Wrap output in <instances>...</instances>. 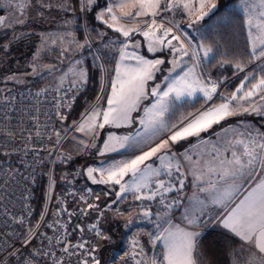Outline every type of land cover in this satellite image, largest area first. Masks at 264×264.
<instances>
[{"label": "built area", "instance_id": "1", "mask_svg": "<svg viewBox=\"0 0 264 264\" xmlns=\"http://www.w3.org/2000/svg\"><path fill=\"white\" fill-rule=\"evenodd\" d=\"M84 89L80 82H68L0 92V264H95L93 257L100 263L104 210L120 215L136 210L175 220L187 203L188 188L174 182L160 187L158 181L144 191L151 199L103 203L102 192L80 181L83 157L64 159L55 169L60 146L43 173L52 140ZM43 174L44 202L35 218ZM90 212L97 215L88 220Z\"/></svg>", "mask_w": 264, "mask_h": 264}, {"label": "trees", "instance_id": "2", "mask_svg": "<svg viewBox=\"0 0 264 264\" xmlns=\"http://www.w3.org/2000/svg\"><path fill=\"white\" fill-rule=\"evenodd\" d=\"M102 1L104 0H97L90 7L88 4L83 7L82 0H61L60 10L54 7L51 11L55 12L56 10L55 16L58 15L60 20L61 17L65 20L64 23L57 24L58 27H56L63 31L62 37L57 36V33L48 37V40L41 37V34L49 29L43 21L45 16L42 17V14L45 13L46 17H49L50 9H46L40 3L33 4V12H30L28 18L25 19V24L19 23L13 27L9 22L0 23V74L8 77L6 81L0 79V92L23 86L37 88L56 84L59 77L67 72V67L78 58L81 45L84 47L80 61L85 67L83 77L85 89L76 99L67 117L61 122V129L72 126L97 100L105 76L107 79L113 73L118 56V45L123 41L119 42L120 40L114 39V37H118L117 32L103 20L97 19L100 6L104 3ZM236 2L237 0H217V8L202 21L199 38L202 43L211 47L212 57L201 65V71L208 73L216 81H221L222 76H226L227 79L232 77L240 68H246L248 72L257 69L254 66L255 59L251 50L246 15L236 6ZM83 20L90 32L92 45L88 44V40H86ZM23 30L26 34H21ZM69 39H73L72 45L69 48H64L65 42ZM38 44L39 47L44 45L46 49L44 46L38 47V54L35 57V47L37 48ZM94 46L102 53L101 58L94 51ZM259 70L261 69L256 71ZM261 73L264 74V70H261ZM253 80L256 81V79ZM4 84H7L5 90ZM107 84H105L101 98L102 105L108 94ZM231 86L227 88L226 93L232 91ZM205 105V100L200 97L194 100H185L171 109L168 115L169 121L171 124H177L198 112ZM262 119L264 121V117ZM229 120L230 118H226L215 127L222 126ZM260 123H263L262 127H264V122ZM58 154L59 152L54 162L55 169L60 166L62 161L58 158ZM91 154L83 155V158L79 159L80 181L82 184L102 192L103 203H115L118 185L92 182L86 175L87 165L97 158V154L93 152ZM85 157L95 158L87 159ZM78 158L80 156L73 159ZM83 160L84 163L81 165ZM48 165L49 159L43 165V173ZM44 191L45 176L43 174L39 191L35 197V218L43 206ZM96 215V213L90 212L88 220ZM100 217L105 236L100 241L101 261L99 264H110L113 259H119L120 254L128 250L134 227L129 226L125 215H120L115 211L104 210ZM198 239L200 241V264H244L246 260V250L242 246V242L221 228L212 226L202 232ZM158 257H162L160 246Z\"/></svg>", "mask_w": 264, "mask_h": 264}, {"label": "rangeland", "instance_id": "3", "mask_svg": "<svg viewBox=\"0 0 264 264\" xmlns=\"http://www.w3.org/2000/svg\"><path fill=\"white\" fill-rule=\"evenodd\" d=\"M96 1L97 0H95V2ZM102 2L104 3L103 5L100 6L99 14L102 11H105L107 7L112 5L115 14L118 17L120 16V11L113 4V0H104ZM35 3L38 4L40 3L42 6L44 5L46 9L47 8L50 9L49 17H46L45 13L42 14V17L45 16V18H43V21L46 27H48L49 29L48 31L42 33L41 37L43 39L48 40L49 39L48 37L52 36V34L55 33H57L56 34L57 36L62 37L61 33H63V31L59 28L56 29V27H58L57 24L64 23L65 20L62 17L60 20L57 14H56L57 16H55L54 13L56 12V10L55 12L51 11L54 9V7L61 8V4H60L61 0H0V23L4 24L6 22H9L10 26L13 27L17 26L19 23L25 24L24 21H26L25 19L28 18L30 12H33L34 9L33 4ZM82 4L83 7H85L87 4V0H82ZM88 6L90 7V5ZM236 6L246 15L247 18L246 24H247L248 35L252 50L253 42H254V34H256L257 32L256 25L260 24L261 21H264V15H262L264 14V0H237ZM60 8L57 10H60ZM143 19L146 18H141V22L143 21ZM191 19H194V17H192ZM101 20H103L107 25L114 24L115 27H119L120 25H124L125 27L135 26L133 22L130 20H119L113 22L107 14ZM156 20H157V24H163L164 27L172 29V33H170L169 36L166 38L164 45L158 43H152L148 38L144 37L141 34V32H136L130 38H127L124 37L121 32L116 31L118 37H114V39H117L118 41L120 40L119 42H121L122 40L123 41L118 45V56L116 59L115 66L113 67V73L109 75L107 79L105 76L103 87L94 104L87 111H85L84 114H82V116L78 118V120L74 122L72 126H66L63 129H60L58 134L54 136L52 140L53 143H51L50 151L48 154L49 160H51L52 157L54 156V152L58 146H60L58 150L59 152L58 158L62 160L73 159L77 156L83 157V155L89 156L92 155L91 154L92 152L97 154V158L94 161L89 162V164L86 167V175L88 177L90 176L88 170L90 168L94 169L89 179L92 182L95 181L99 182L100 180L105 181L107 179V172L109 170H114L121 163L126 162V159L129 157L123 155L124 152L122 151V148H120L119 146L120 140L121 138H123L122 131L118 128H112L113 125L115 124L116 125L121 124L122 120H117L113 123L106 124L103 128L96 127L92 131H89L87 127L85 128L84 132L78 131L77 129L79 125L89 117V115L92 113L93 110L101 111V112L104 110L101 98L105 90V84L108 83L107 96L109 94L111 96L112 83L117 79V69L119 68L121 74H123L126 68L136 67L137 63L134 64L131 63V61H136V59H134L135 56L143 57L145 60H149V61H155L157 59L164 61V63L157 65L155 68L152 69L153 79L148 80L146 82V86H145L146 95L141 96L139 98L133 109L134 111L139 112V114L137 113L136 115L137 117L140 116V114H144V112H147L148 110L151 111V113L154 112L155 115L159 116L161 119L162 132L164 131L165 128L164 122L166 120V117L169 115L171 109L175 105L182 103L183 100L186 99V96L189 97V99L191 100H194L200 96L207 98V96L205 95V91L209 92L211 95L210 90L213 88V86H215V91L212 93L214 94L215 99L217 100L218 98L227 96L228 94L226 93L227 88L230 85H232L230 87L231 90H235V93L237 95V93L240 92L241 90L244 91L246 89L245 88L246 84L250 85L253 79H256L257 82L255 84H257L261 78H264V74L261 73V70H264V57L259 56L260 47L256 48V54L254 55V59H255L254 66H256L257 69L248 72L246 68H240V70L236 71V74L233 75L232 77L227 79L226 76L224 77L222 76L221 77L222 82L216 81L213 78H211V76L208 73L206 72L202 73L201 71V65L203 63L208 62L212 57V50L208 53L207 56L204 55L205 49L207 48L211 49V47L202 43L199 38L201 34V27L203 25L202 24L203 20L200 21L199 23H193L191 27H189L188 25L190 22V18L188 17V15L176 9H174L172 12L162 13L160 16L156 18ZM249 20H251V24H249ZM177 25H179V27H177ZM83 26L85 28L84 30H85L86 40H88V44L92 45L93 41L90 37V32L87 28L85 20H83ZM111 28L114 30L113 27ZM143 30H147V29L142 28L141 31ZM21 34H26V32L23 30ZM157 35L158 36L162 35V32H157ZM172 35H178L181 37V41H183L184 46L188 48L189 55H183V53L181 52L172 51V48L167 45V40L171 39ZM72 41L73 39H69V41L65 42L64 48H69L72 45ZM172 45L175 47H179L178 42L175 40H172ZM43 46L44 45H40V47ZM150 46L153 48L152 51L149 50ZM38 47L39 44L37 45V48L35 47L36 49L34 54L35 57L38 54L37 49L40 48ZM80 48L81 49L78 58L73 60L72 65L67 67L68 69L67 72L59 77V79L55 82L56 83L55 85L59 86L68 82H80L84 84L85 79H83V77L85 75L84 72L85 67L80 61L82 59L81 53H84L82 52L84 47H81L80 45ZM94 51L97 53V55L100 58L103 56L102 53L95 46H94ZM193 51H195L198 54L197 58H192ZM122 54L126 56V58L123 60L121 59ZM258 69L261 70L256 71ZM78 77L79 79H77ZM165 77H167V79H165ZM7 78H8L7 76L0 74L1 80L6 81ZM182 80H186L187 82L192 83L197 90L192 95H185L181 97L179 100H176L174 98V94L172 95V97L165 98L167 110L160 113L161 105L158 103L160 100V96L159 95L152 96L151 90L153 88H156L158 85L159 86L158 92L162 94L164 91H167L169 86L175 84L177 81H182ZM5 85L7 84L3 85L4 90L7 88V86ZM201 88L204 89L205 91H201L200 90ZM238 89L239 91H237ZM249 90L250 89L246 90L245 92ZM259 90L260 89H257L255 93L256 92L259 93L260 92ZM245 92H241L243 93L242 96L244 95ZM212 96L213 95H211V97ZM154 105H156V107H153ZM206 107L207 106L205 105L198 112L202 111ZM233 119L234 118H232L231 120ZM262 120L263 119L261 117V120L259 121ZM96 123L97 124L102 123V115L97 118ZM226 123H228V121ZM262 124L263 123L260 122L257 123L256 126H253L252 128L247 130V134L251 132L257 135L258 133L264 132V127H262ZM175 125H177L178 128L181 124L179 122ZM175 130L177 129L172 128V126H170L169 130L166 132L163 138L156 141L152 146H149L142 152L144 153L146 151H150L151 148L156 147L164 140H167L169 136L172 134V132H174ZM155 134L157 133L155 132ZM142 152L138 153V155H142ZM138 155H135L134 157ZM157 156L158 154L156 156H153L149 160L148 164L150 165L154 164L155 160L157 159ZM83 163L84 160L81 162V165H83ZM148 164L145 165L143 170L140 173H138L135 177H133L131 173H129L128 175L123 177V179L121 180V184L119 185L117 184L118 191L119 190L121 191V185H126L128 188L131 189L132 183H134L136 186H139L141 188L138 191L135 192L132 191L131 196H129V200L131 199L139 200L136 199V196L138 195L142 197L143 192L141 190L146 189L153 180L151 179L153 178L151 176L152 170L146 167L148 166ZM258 171L260 172L259 169ZM256 177L257 176H255L254 178ZM104 184H108V182H105ZM109 184L114 185L111 183ZM126 192H122V193L127 194ZM127 201L128 200H123L120 197H116L115 200L117 204H119L120 202L123 203ZM136 212L139 213V211H133L129 213L130 220L127 218V222L129 226L132 224V227H134V230L131 235V241L129 243V248L127 251L120 254L119 259H113L110 264H152L153 260L156 261V264H161V261L163 260V255L166 253V241L164 239L165 230L166 229L174 230L175 227V228H183L185 230L191 231L187 223L185 224V222L179 220L178 218L179 214L177 216V219L175 220H172L171 216H167L166 218H162L161 220L160 217L166 215L160 214L157 216L156 215L145 216L143 213H139L136 216L131 215ZM218 216L219 213L213 212V214L210 215L208 219L202 223V225L204 226L200 225L203 228L200 229L198 233L201 234L202 232L211 228L212 227L211 223L215 222ZM145 223H147V225H145ZM101 225H102V219H101ZM159 246H160V251L162 253L161 258L158 257ZM242 246L246 250V260L244 262V264H246L249 256L254 251L252 250L253 247L251 245L244 244V242H242ZM131 249H134L133 254H131L130 257L126 258L125 253H127Z\"/></svg>", "mask_w": 264, "mask_h": 264}, {"label": "snow or ice", "instance_id": "4", "mask_svg": "<svg viewBox=\"0 0 264 264\" xmlns=\"http://www.w3.org/2000/svg\"><path fill=\"white\" fill-rule=\"evenodd\" d=\"M94 2L95 0H87L88 5ZM113 4L120 11L119 17L113 11V6L110 5L105 11L98 14L97 19H103L107 14L113 22L130 20L135 26L125 27L120 25L115 27L114 24H109L108 26L113 27L117 32H121L127 38H130L136 32H141L152 43L161 45L165 44L166 38L172 33L171 28H166L163 24H157L156 18L162 13L172 12L174 9L180 10L190 18L188 26L191 27L193 23H199L204 20L217 8L216 0H113ZM192 17L194 19H191ZM141 18L146 19L141 22ZM249 24H251V20H249ZM142 28L147 30L141 31ZM256 28L257 32L254 34L252 52L255 55L256 48L260 47L259 56L264 57V21L256 25ZM157 32H162V35L158 36ZM172 40L177 41L179 47L173 46ZM167 45L174 52L189 55L188 48L184 46L181 37L178 35H172L171 39L167 40ZM149 50L152 51L153 48L150 46ZM210 51V48L205 49L204 55L207 56ZM197 57L198 54L193 51L192 58ZM125 58L126 56L122 54L121 59ZM134 59L137 61L136 67L126 68L123 74H121L119 68L117 69V79L112 83V94L107 99L108 108L102 112L93 110L89 117L79 125L78 131L84 132L86 127L89 131H92L96 127L103 128L106 124L117 120L128 121L130 119V113L134 109L136 102L141 96L146 95V82L153 79L152 69L164 63V61L159 59L149 61L139 56H135ZM237 67L239 68L240 65L238 64ZM158 89L159 86L157 85L156 88L151 90V95L160 96L158 102L161 105L160 113L167 110L165 98L172 97L174 94V98L179 100L185 95H192L197 90L192 83L186 80L177 81L162 94L158 92ZM257 89L264 91V78H261L257 84H253L252 88L245 92L243 96L238 98L233 94L231 99L247 100L255 94ZM200 90L205 91L202 88ZM214 91L215 86L211 89V92ZM205 95L208 99H211L209 92L205 91ZM153 107H156V105ZM239 107V105L232 107L229 103L221 104L201 113L183 127L177 128V125H172V128L177 130L172 132L167 140L151 148L150 151L136 156L135 159L121 163L114 170H109L107 172V181L99 182H111L119 185L123 177L129 173L135 177L142 171L140 166L144 165L145 161L156 156L161 150L168 151L170 144H178L180 141L188 140L190 137L201 138V133L207 132L214 124H219L228 116L241 114L238 110ZM243 111L249 112L250 110L244 108ZM251 111L258 112L259 110L252 108ZM101 115L102 123L97 124L96 120ZM180 123L183 124V121ZM234 144L240 145L241 148L233 150L230 159H221L218 161L217 167L209 168V171L218 172L219 180L224 182L223 185L217 187V184H209L208 189H202V191L211 189L213 203L225 207H228L229 202L233 200L236 193L240 192L243 184L260 175L258 169L264 171V132L258 133L255 137L249 132L245 139H237ZM160 159H163V157H160ZM146 167L150 169L151 166L148 165ZM93 171L94 169L91 168L88 170L90 176ZM177 171H179V167H177ZM180 184L183 187V181H180ZM160 187H163V184ZM129 190L126 185H121V192ZM131 190L134 192L138 191L139 186ZM142 198L151 199V197L136 196V199ZM89 207H92V205H89ZM144 215L147 216L149 213L145 212ZM220 222L224 228L238 236L242 241L251 244L260 254L257 255L256 252H253L246 264H264V177L258 179L254 186L250 187L243 199H240L239 203L231 208ZM188 223L190 225L196 224V220L188 219ZM199 236L200 233L183 228L166 229L164 235L166 253L161 264H200ZM79 247L83 248L84 245L81 244ZM93 259L95 264H99L95 257ZM84 264H88V262L84 261ZM152 264H156V261L153 260Z\"/></svg>", "mask_w": 264, "mask_h": 264}, {"label": "crops", "instance_id": "5", "mask_svg": "<svg viewBox=\"0 0 264 264\" xmlns=\"http://www.w3.org/2000/svg\"><path fill=\"white\" fill-rule=\"evenodd\" d=\"M131 63L134 64L137 62L131 61ZM256 82L257 81H252L250 85L246 84V89L237 93L239 96L236 95L235 90H232L227 94V96L218 98L217 100L215 99V96L212 92L211 95L213 96L211 99L200 96L205 100L207 107L202 111L196 112L195 114L184 119L183 124L180 123L181 125L179 127H183L201 113L225 103H229L232 107L239 105L240 107L238 110L241 114L226 117L230 118V121H228V123L225 125L215 127L216 124H214L207 132H202L201 138L199 139L196 137H190L188 140L180 141L178 144H170V149L168 151L161 150V152L157 153L158 156L154 164H148L149 160L151 159L150 158L149 160L145 161L144 165L140 166L143 170L145 165H150V169L152 170L151 176L153 177L151 178L153 179L152 181H158L160 184L174 182L180 186V181H183V186L189 189V195L187 204L179 213L178 218L179 220L185 222V224L187 223L191 231L199 232V230L203 228L201 226H204L202 223L205 222L208 217L213 214V212H217L219 213V216L215 222L211 223V225L227 231L242 241L238 236L224 228L220 221L224 216L227 215L231 208L235 207V205L239 203L240 199H243L250 187L254 186L258 179L264 177V171H260L259 176L253 178L248 183L243 184L241 186L240 192L236 193V195L233 197V200L229 202L228 207L213 203L212 190L209 189L208 191H202V189H208L209 184H217V187L223 185L224 182L219 180L218 172L209 171V168L217 167L218 161L221 159H230L231 152L241 148L240 145L234 144V141L237 139H245L247 130L253 126H256L257 123L262 122L259 120H261V117H264V99H262V97H264V91L259 90V93L256 92L257 94L255 93L247 100L231 99L233 94H235L238 98L241 97L243 94L241 92L251 89L252 85ZM108 97H110V94L107 96V99ZM107 99L103 104L104 110L108 108ZM185 100L191 99L186 96V99L183 101ZM244 108H248L250 111L244 112ZM252 108H257L259 111L252 112ZM137 113L139 114V112L132 110L130 113V119L128 121L122 120L121 124H115L112 127L118 128L122 131L123 138H121L119 146L124 152L123 155L129 157L126 159V162L135 159V155H138V153L144 151L149 146H152L156 141L163 138L166 132L169 130V127L173 125L170 124L169 118L167 116L164 122L165 128L162 132L161 119L159 116L155 115L154 112L151 113V111L148 110L147 112H144V114H140L138 117L136 116ZM232 118L234 119L231 120ZM155 132L157 134H155ZM126 137L127 139H125ZM160 157H163V159H160ZM177 167H179V171H177ZM105 181H107V179ZM109 183L111 182H108V184ZM136 187L137 186L132 183L131 189ZM131 189L126 192L127 194L117 190L115 196L120 197L123 200H129V196H131L132 193ZM139 189L141 188L139 187ZM141 191L143 192L142 197H144L145 189H142ZM133 211L136 210H132L131 212ZM129 213L130 212H127L125 215L128 219L130 216ZM139 213L136 212L131 215L136 216ZM154 215L157 216L160 214L155 213ZM166 217L167 216H163L160 218L162 220V218ZM188 219L196 220V224L190 225L188 223ZM145 225H147V223H145ZM130 226H132V224ZM244 244L248 243L244 242ZM257 255L260 254L258 253Z\"/></svg>", "mask_w": 264, "mask_h": 264}]
</instances>
